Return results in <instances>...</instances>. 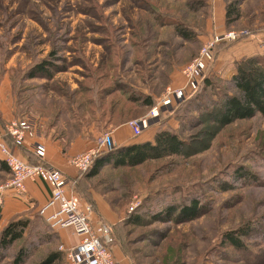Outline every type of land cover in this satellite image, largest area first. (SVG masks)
<instances>
[{
    "label": "rangeland",
    "instance_id": "obj_1",
    "mask_svg": "<svg viewBox=\"0 0 264 264\" xmlns=\"http://www.w3.org/2000/svg\"><path fill=\"white\" fill-rule=\"evenodd\" d=\"M216 1L0 0V117L3 109L6 118L30 120L35 110L47 117L43 133L54 123L52 137L62 132L54 117L76 119L79 113L67 110L78 106L88 124L91 115L107 112L115 102L119 110L131 109V119L144 115L147 108L139 103L122 105L116 88L157 97L165 87L176 86L181 68L214 31L241 33L235 41L215 46L194 93L149 123L148 134L169 130L185 140L184 154L132 167L108 165L93 177L83 175V187L117 214L108 222L112 249L126 264H264V115L223 126L216 119L222 94L232 91L231 74L250 52L229 48L253 46L256 34H264V0H237L241 16L228 24V0H218L219 6ZM176 24L189 29L192 39L180 37ZM43 58H59L58 72L48 79L27 78ZM108 89L113 94L106 98ZM8 177L0 169V183ZM191 198L202 205L201 216L183 222L152 220L165 207ZM19 216L0 220V231ZM135 216L144 222L128 223ZM245 225L251 231L241 238L243 248L224 243V232ZM70 231L35 213L22 239L0 250V264H15L20 248L27 252L20 264H37L54 251L62 256L53 264H69L59 246L60 234Z\"/></svg>",
    "mask_w": 264,
    "mask_h": 264
},
{
    "label": "built area",
    "instance_id": "obj_2",
    "mask_svg": "<svg viewBox=\"0 0 264 264\" xmlns=\"http://www.w3.org/2000/svg\"><path fill=\"white\" fill-rule=\"evenodd\" d=\"M241 35L235 30H227L209 37L201 46L197 55L181 68L183 83L178 86H167L155 98L154 105L144 115L126 121V126L133 137L139 136L149 128L151 120L159 117L160 111L170 108L194 93L200 86V80L207 68L213 49L221 42H233ZM256 41L264 48V34L257 33ZM5 135L12 141V146L0 135V159L5 163L9 177L0 183V209L4 201V192L12 190L17 195L26 192L25 182L29 179H40L49 188L47 206L54 210L46 219L58 229H69L77 242L65 246L61 244L60 250L65 251L69 264H119L115 259L112 244L114 236L111 226L101 219L92 220L94 207L89 202H82L74 191V180L70 179L60 170L43 164L30 163L21 159L15 149L26 146L37 159H44L45 146L33 140L34 131L31 120L28 118H14L4 126ZM29 141V142H26ZM116 146L110 130L97 134L94 142L86 149L69 157V165L76 173L86 172L94 159L102 152L110 151ZM44 208L39 210L43 215Z\"/></svg>",
    "mask_w": 264,
    "mask_h": 264
},
{
    "label": "trees",
    "instance_id": "obj_3",
    "mask_svg": "<svg viewBox=\"0 0 264 264\" xmlns=\"http://www.w3.org/2000/svg\"><path fill=\"white\" fill-rule=\"evenodd\" d=\"M224 16L227 24L230 21L237 20L241 16L237 0H228L225 4ZM174 30L183 39H192V33L186 27L176 24ZM58 60L59 58H43L37 61L29 69L26 77L30 79L36 77L50 78L53 72L57 71L56 61ZM116 78L117 80L115 81H118L121 77L116 76ZM205 81L207 80L205 79ZM229 84L232 91L222 94V101L216 110V119L219 125H227L234 120L248 119L256 114L264 115V55L258 54L244 58L236 66L234 73L230 77ZM117 89L119 96H122V99L128 103L133 105L139 103L141 106L146 107L147 110L154 105L156 97L150 92L141 97H137L121 91L119 87ZM116 105H118L117 102L113 104L114 107ZM0 135L9 146H12L11 139L5 133H0ZM185 146V140L181 139L176 133L169 132V130H160L154 133L152 140L115 146L110 151L100 153L94 159L91 167L86 172L79 174L81 176L88 175L93 177L108 165L112 167H132L142 164L151 158L181 155L184 154ZM20 149L25 150L31 157L26 160L27 162L48 166L43 159H37L26 146H22ZM0 169L8 171L5 163L1 159ZM71 179L74 180L73 178ZM73 189L77 193L75 182ZM88 202L91 203V201ZM203 213V207L199 200L191 198L186 204H181L176 207L173 205L165 207L161 212L153 214L152 220L155 221L164 218L172 220L178 218L180 222H183L193 220ZM127 219L128 223L135 225H141L144 222L139 216ZM29 223L30 218L28 217H17L8 221L0 231V250H5L15 241L22 239ZM250 231L251 228L248 225L237 228L236 230L226 231L223 234V241L235 249H241L244 246L241 238L247 237ZM26 254L27 252L23 248H20L15 256L14 263H22ZM61 256V251L50 252L37 264H53Z\"/></svg>",
    "mask_w": 264,
    "mask_h": 264
},
{
    "label": "crops",
    "instance_id": "obj_4",
    "mask_svg": "<svg viewBox=\"0 0 264 264\" xmlns=\"http://www.w3.org/2000/svg\"><path fill=\"white\" fill-rule=\"evenodd\" d=\"M219 4L220 3H218V6ZM223 5L224 4H222V6ZM253 44V46L240 48L239 50L236 48V46L229 48V50L235 52H245V50L250 49L249 54L244 55H247V57L258 54L261 55L264 52V48H262L256 41ZM57 72L58 71L55 73ZM120 77L123 76L120 75ZM182 80L183 76L180 74V78L176 83V86L180 85L183 82ZM109 90L110 89H108L107 93L105 94L106 98L113 94L110 93ZM102 91H106V88H103ZM116 91L118 92L117 88ZM121 103L122 105L125 104L127 107L128 102H126V100L121 101ZM1 110L2 114L4 115L0 117V133L4 134V126L7 121L20 117L10 116L6 118L5 112L3 109ZM126 110L127 108H121L119 110L112 104L108 108L107 112L103 113L101 111L102 114L96 113L91 115L94 118L91 120L90 124H88L86 123V118H84V116H80L83 115L81 114L83 111L81 106H78L76 109H68L67 112H78L79 114L77 118L65 119L64 114L56 115L54 117V121L55 123L61 125L60 127L62 128V132L61 134H57L53 137L52 131L55 127L54 123L47 126L48 133H43L42 128H46L47 117L35 115V110H33L32 114L30 115V120L33 123L32 125L35 127V134L32 139L42 143L45 146L46 152L43 160L51 167L63 172L70 179H74V182L76 183V191L80 200L82 202L91 201V204L94 207L92 214L93 221L101 219L106 223H112L117 217V214L111 212L105 202H103V200L97 196V194L91 188L86 189L83 187V180L85 176H81L79 173L77 174L76 171L69 165L68 159L73 154H76L89 147L94 142L97 134L101 132V128H106V130H110L112 132L116 146L152 140L153 133L151 132L148 134L147 130H145L147 134L144 133L143 138H140L143 135V132L139 135L140 137H133L131 135L130 130L126 126V121L130 119L132 113L131 109L130 111L129 109L127 111ZM102 131L104 130L102 129ZM137 137L140 138V140H138ZM26 142L29 141L26 140ZM15 153L23 160H28L31 158L29 154H27L26 151L22 149H15ZM6 172L8 173V171ZM25 188L26 192L23 195H17L10 189L4 192V201L0 210V220L6 221L14 215L32 218V216L35 213H39V210L42 208L45 209L43 215L46 217L54 210V207L47 206L49 199V188L45 182L37 178L29 179L25 182ZM68 233V235L60 234V240L62 241L61 243L65 246H70L77 242V238L72 235L71 231ZM115 256V259L119 264H126L125 258L121 253L115 252Z\"/></svg>",
    "mask_w": 264,
    "mask_h": 264
}]
</instances>
